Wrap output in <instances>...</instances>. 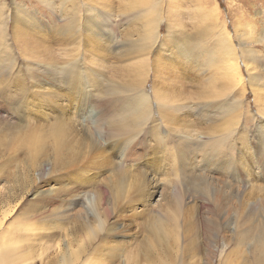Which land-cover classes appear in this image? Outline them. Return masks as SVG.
<instances>
[{
    "label": "bare ground",
    "instance_id": "6f19581e",
    "mask_svg": "<svg viewBox=\"0 0 264 264\" xmlns=\"http://www.w3.org/2000/svg\"><path fill=\"white\" fill-rule=\"evenodd\" d=\"M38 1L47 6L51 13L57 16L60 15L58 24L56 22L57 19L53 15L50 18L51 23L54 24L52 32L48 30L44 32L45 30L40 20L32 13L31 15L29 14L26 3L20 0H12L11 5H8L5 0H0V64H5L3 68L4 74H2L3 78L1 77L0 79L3 87L0 89V104L8 106L9 111L17 119V123L13 124L11 122H0V135L2 137L9 135L11 138L14 135L13 137L24 141L33 152L41 151L42 153L43 145L49 143L47 145H49L48 148H50L49 151L51 153L48 152L54 158L57 157V162L63 161V163H59L60 165L66 164L69 169L79 166L77 169L81 171L80 173L84 179H80L78 176L81 174L77 172L79 179L77 180L76 178L77 181L75 182L80 183L78 185L81 187V185L89 184L90 180H94L92 178L95 177L96 179V174L102 169L109 168L112 173L114 171L116 174H120L122 165L128 158V156L126 157V152L129 151L130 146L135 142L141 143L140 137L143 135L145 139L142 143L150 149L151 155H154L157 159L156 161L149 160L151 158L147 160L155 165V170L160 171L165 160H168L172 164L176 178L179 179L178 175H180V178L183 175L182 179L188 180L187 186L190 183L198 186V183L196 184L194 181L197 177H194L193 171L199 170L200 172V169L203 168L201 165L205 163L204 159L207 156H211V158L218 159L212 174H218V172L225 169L221 173L225 176L229 174L226 176V182L229 186L226 190L239 191L241 187L233 185L229 180L232 179V181H235L234 183L240 186L239 177L241 173H247L248 177L252 178L248 171L251 169L250 162L252 159L250 154L252 152L249 151L250 143L246 140L247 132L244 127L242 128V121L244 120L242 104L246 89V82L242 77L241 66H243L248 72L249 83L255 93V103L261 108L263 120L255 119L254 117L258 132L257 134L251 133V137L262 138L260 140L263 142L259 143L260 149L256 159H258L257 163L262 161L263 168L261 167L262 165H259V169L264 172V58L254 55L255 52L252 48L244 44L245 40L248 39V34L252 35V32L247 33L244 31L241 23L235 24L234 33H229L226 24L219 23L220 17L219 13H217L219 8L217 6L210 7L207 1L197 0L198 2L194 4L196 6V16L203 22H207V24H202L200 29L203 28V31L205 30L209 35L212 34L215 39L213 48L207 50L200 46V42L191 45V38L188 35L179 40L183 31V27L178 22L181 14L179 13L181 0H125L126 4L123 6L124 14L127 11H138L134 15L135 23L132 22L130 27L125 30H132L131 35L140 36L138 41H131L129 45L125 41V51H123L122 46L118 48L116 57H122L123 55L125 57L132 53L136 55V58H134L136 61L128 66L131 72L130 81L123 83V85L117 83L115 85L113 82H106L105 73L102 71L104 69L103 64L107 60L105 54L107 52L110 54V48L115 43V34L107 31L109 24L103 21L107 19L105 15H109L112 2L110 0ZM164 5L166 7L165 13L163 12ZM178 13L179 15L177 16ZM164 14L168 15L166 40L164 39L157 49L155 60L151 61L149 54L159 40L158 27L164 19ZM148 15H152V18H147ZM9 19H11L12 23L13 38L20 52V64H18L19 58L16 57L13 45L7 36ZM214 22L215 25L213 24ZM52 33H54L53 42L46 48L41 41L42 37H48ZM253 38L256 39V35ZM41 47L44 48L42 52L47 53L50 57L47 63L43 61L42 64V62L26 60V55H29L32 59L40 60L38 49ZM57 53L62 55V60L59 59ZM146 56L147 59H145ZM180 57H184L186 60H193L197 57L196 66L197 69L199 68L198 70L202 71L204 68L210 70L212 68L216 71L218 78L221 79L220 90L213 91L211 96L207 95L208 87L205 88L206 95H201L206 101L203 102L202 106V113L205 118L217 113V116L220 117L219 120L223 121L222 125L219 126V131L222 134L213 137L212 139L215 138L214 142H211L212 139L209 142L200 138L192 139L193 137L190 134L186 135L177 128L185 116L183 110H186V108L179 109L174 106L175 99L171 98L170 94L158 92L156 90V82L151 89L153 97L150 98L147 93L148 77L154 68L153 64L162 62L163 69H167L166 73H168L169 68H166V66L168 64L174 65ZM143 64L145 69H143ZM215 81V79L210 78L208 82L214 85ZM217 86H219L218 83ZM104 87H106L105 90ZM225 96L226 99L224 101L222 97ZM99 109L103 111L100 113ZM213 109H219V111L213 112ZM36 110H45L53 120L47 134H39L38 131L34 130L35 128L31 126L27 128V125L25 126V122L29 120V117ZM206 110L208 112L205 114ZM94 112L96 114L97 112L100 113V116L97 114L98 116L95 117L96 114L94 115ZM210 119L213 121L215 118ZM210 124L212 123H208L207 126ZM213 130H216V128ZM247 135L249 138L250 134ZM135 144L140 145L139 143ZM47 145H45V148ZM225 148L226 150L224 151L223 149ZM195 149L200 150L201 160L197 161L199 163L202 162V164L200 163L201 165L199 166L195 162V152H197ZM209 149L213 151L208 153ZM245 155H249L248 162H244ZM49 157H47V160ZM68 158H70V161ZM237 163H239V167H233L234 170L229 173L232 166ZM36 168L38 167L36 166ZM64 170L67 169L63 167L62 172ZM124 174L119 181H113L112 178H109L108 183H104L105 188L101 191L100 200L105 207L104 216L107 220L116 212V209H119L124 200H129V198H126V194L132 195L134 192L137 201H146L152 196V189L156 187V184L154 185L152 181L145 180L146 175L144 174V176L142 175L144 179L142 178L139 181L136 188L133 186L134 190L132 192L127 185L128 174ZM198 187L203 195L210 196L207 194L208 191L206 192L201 186ZM78 188L77 185H74L63 190V200H61L65 202V197L74 192L78 193ZM178 188L180 187L178 186ZM53 191L51 190L49 193L41 192L40 194L46 197L52 195ZM129 191L131 192L129 193ZM260 191L262 192L264 189ZM171 193L172 196L170 194L171 197L167 198L169 210L171 209L174 212L182 211L183 197L180 192L175 193L174 190ZM80 198L78 197L74 200L73 205H82L84 201L80 200ZM55 202H57V198L44 199L38 201L31 208L38 209L41 213L40 210L44 209L48 203L55 206ZM86 206L84 210L87 214H90L92 208L89 205ZM187 210L186 215L189 212V208ZM183 211L185 213V210ZM183 211L181 214L179 212L177 217L183 221L182 229L190 232L189 230L192 229L194 224L187 219L188 215H184ZM65 212L61 214L63 217L66 216ZM92 215L96 219L98 227L102 228L104 221L101 216ZM6 218H8V212H4L2 225L5 223ZM196 219L194 216L193 221H196ZM197 225H201V220L197 221ZM29 226L30 223L29 225L25 224L23 229L25 231L34 229L33 225L31 228ZM87 227L90 228L89 225ZM178 227H175V229L178 230ZM254 228L258 227H252V230ZM148 229L151 236L158 242L166 240L167 232L162 220L158 219L156 225ZM9 230L8 227H3L0 231V242L2 243L0 256H10L13 252H15V255L17 254V250H9L13 244L7 237ZM20 232H22L21 227ZM110 232L111 229L107 233L106 239L105 236L102 238L105 243L108 240L107 238H110ZM246 232L244 236L246 234L250 235V231H248L249 233ZM262 237H264V229L260 230L258 240ZM48 238L51 239L50 236ZM54 240L56 241L57 238ZM56 243L57 248L60 249L61 258L52 260V264H82L80 256H85L83 252L77 254L72 252L70 254V247L64 240L61 242L56 241ZM62 243L66 246V251H61L62 247L59 244ZM258 249L261 252L263 251L261 247ZM22 256L24 255L20 254L18 256L16 264L24 263ZM86 260L89 259L87 258Z\"/></svg>",
    "mask_w": 264,
    "mask_h": 264
},
{
    "label": "rangeland",
    "instance_id": "374dc122",
    "mask_svg": "<svg viewBox=\"0 0 264 264\" xmlns=\"http://www.w3.org/2000/svg\"><path fill=\"white\" fill-rule=\"evenodd\" d=\"M20 1L26 3V8L30 15L32 13L40 20L44 27V32H47V30L52 32L54 28V24L50 21L52 15L57 19V24L59 23L58 19L60 15L57 16L51 13L50 9L38 0ZM201 1H207L210 7L217 6L219 8L217 12L220 17L219 23L226 24L229 33H234L235 24L240 23L244 31L247 33L251 31L252 35L248 34L247 40L242 38L245 40L244 44L252 48L255 52L254 55L264 58V40H262L264 39V0ZM5 2L11 5L12 0H5ZM110 2H112L111 10H109V15H105L107 19L103 21L109 24L107 31L115 34V43L110 48V54L108 52L105 54L107 60L103 64L104 69L102 71L105 73L106 82L109 81L115 85L116 83L123 85V83H128L131 79L129 78L131 72L128 66L136 61L134 59L136 55L132 53H129V56L125 57L124 55L122 57H116L115 55L118 54L120 46H122L123 51L126 50L124 46L126 44L125 41L128 45L131 41H138L140 35H131L132 30H125L127 27H130L132 22L135 23L134 15L138 11H127L124 14L123 6L126 4L125 0H110ZM181 2L179 9V13L181 14L178 22L183 27V31L179 40L188 35L191 38V45L200 42L202 48H206L207 50L212 49L213 41L215 40L213 35H209L205 30L203 31V28L200 29V26L207 24V22H203L196 16V6L194 4L198 1L181 0ZM165 11L166 7L164 5L163 12L165 13ZM167 16L164 14V19L159 24V40L149 54L151 61L155 60L157 49L163 40H166ZM147 18L151 19L152 15H148ZM213 24L215 25V22ZM254 35H256L257 43L256 39L253 38ZM7 36L13 45L16 57L19 58L18 64H20V52L13 38L11 19H9ZM52 37H54V33L48 37H44L45 39L42 37L41 41L44 47H49L53 42ZM184 40L186 39L184 38ZM234 42L237 44L236 41ZM238 46L241 48L240 45ZM42 50H44L42 47L38 49L40 60L32 59L29 55L25 56L26 60L42 62V64L43 61L47 63L50 57L47 53H43ZM57 55L62 60V55L58 53ZM145 59H147V56ZM196 62L197 57L193 60H186L184 57H180L174 65L168 64L166 66V68H169L168 73H166L167 69H163L162 62L159 64L154 63V68L148 77L146 89L150 98H152L151 89L156 82L155 85L158 92L170 94L171 98L175 99L174 106H177L179 109L186 108V110H183L185 116L177 128L186 135L190 134L193 137L192 139L200 138L203 141L209 142L213 137L222 134L219 131V126L222 125L223 121L219 120L220 117L217 116V113L205 118L202 113L205 99L201 95H206L205 88L208 87L209 91L207 95L212 96L213 91L220 90L221 79L218 78L217 73H215L216 71L212 68L210 70L207 68H201L202 71L198 70ZM4 65L0 64V79L1 77L3 78ZM241 67L242 77L246 82L244 102L242 104V116L244 119L242 121V128L244 127V130L247 132L246 140L247 142L249 141V151L252 152L250 154L248 151L252 159V161L250 160L251 162L249 161L251 169L248 171L252 175V178H249L247 173H241L239 177L240 186L229 178V182L241 187L239 191L226 190L229 187L226 182V176L229 174L225 176L221 173L225 169L218 172V174H212L213 168H215L214 165H216L218 159L207 156L204 159V164L200 162L201 165L198 162L201 160L199 148L195 149L198 152H195V162H197L198 166H203V168L200 169V172L196 170L192 173L194 177H197V179H194L195 183H198V186H201L206 192L208 191L207 194L210 196L203 195L198 186L191 185V183L187 186L188 180L182 179L183 175H181V178L178 175L179 179L176 178V174H174L171 166L172 164L168 160H165L160 171L155 170V165L149 163L147 160L151 158L149 160L156 161L157 159L154 155H151L150 149L142 143L145 139L143 135L140 137L141 143L135 142L140 145L134 143L130 146L129 151L126 152V157L128 156V158L125 160L126 162L124 161L120 174H116L114 171L112 173L109 168L102 169L96 174V179L95 177L92 178L94 180H90L89 184L81 185V187L78 185L80 183L75 182L79 178L84 179L80 173L81 171L77 169L79 166L69 169L66 164L60 165L63 161L57 162V157L54 158L49 154L50 148L47 145L49 143L43 145L42 153L41 151L33 152L24 141L13 137L14 135L11 134V138L9 135L3 137L0 135V224L2 223L4 212H8V218L5 219L3 225L1 224L0 231L3 227L10 229L7 237L13 244L9 250H17V256L14 254L15 252L10 254V256H0V264H16L20 254L24 255L22 256L24 259L23 264H52V260L61 258L60 249L57 248L56 241L61 242L62 240L69 245L70 254L72 252L74 254L79 252L85 254V256H80L82 264H264V237L258 240L260 230L264 229V191H260L264 189V172H261L262 170L259 169V165L263 164L262 161L257 163L258 159H256L260 149L259 143L263 141L261 142L260 140L262 138L251 137V133L257 134L258 132L255 119H263L261 117V108L255 103V93L249 83L248 72L245 67ZM37 68L40 69L41 67ZM143 69H145V66ZM210 78L216 80L214 85L208 82ZM217 83L219 86H217ZM181 87L182 89H180ZM1 88L3 87L0 83ZM105 89L106 87H104ZM222 99L225 101L226 96L222 97ZM99 110L100 113L103 111L102 109ZM218 111L219 109H213V112ZM207 112L208 110H206L205 114ZM100 113L97 112L99 116ZM93 114L95 115L96 113L94 112ZM97 114L95 117L98 116ZM210 118H215L213 119L214 122ZM1 121L11 122L12 124L17 123V119L9 111V107L2 104H0ZM51 123H53V120L45 110H36L29 117V120L25 122V126L27 125V128H30V126L35 128L34 130L38 131L39 134H47ZM208 123L212 124L207 126ZM215 128L216 130H213ZM247 134H250L249 138ZM214 141L215 138L211 142ZM45 145H47L46 148ZM223 150L225 151L226 148ZM212 151L209 149L208 153ZM48 156L50 157L47 160ZM248 156H244V162H248ZM68 160L70 161V158ZM237 164L232 166L229 173L234 168L239 167V163ZM63 167L67 169L64 172H62ZM261 167L263 168V165ZM140 172L141 174H139ZM124 173L128 174L127 185L132 192L138 186L139 181L142 178L144 179L142 177L144 174L146 175L145 180L152 181L154 185L156 184V187L152 189V196L146 201H137L134 192L132 195L126 194V198H129V200H124V204L122 203L124 206L121 204L119 209H116V212L107 220L104 216L105 207L100 200L102 196L101 191L105 188L104 183L107 184L109 178H112L113 181H119L125 175ZM74 185H77V188L79 187L78 193L74 192L65 197L66 201L63 202V190ZM172 186H174L175 193L180 192L183 197L184 204L182 202V211L185 210V213L183 211L184 215H186V210L189 208V212H187L188 216H186L194 224L192 229L189 230L190 232L182 229L183 221L177 217L182 211L174 212L168 208L167 198L170 194L172 196V191L174 192L173 189L171 191ZM51 190H54L52 195L45 197V195L40 194L41 192L49 193ZM78 197H81L80 200L84 201V203L75 206L73 202ZM53 198H57L56 205L52 206L48 203L44 209L40 210L41 213L38 209L31 208L38 201ZM86 205H89L93 209H91L90 214H87L84 210L87 207ZM36 211L38 212L36 213ZM63 212L66 214L64 217L61 215ZM174 213L176 214L174 215ZM34 214L35 216L33 217ZM92 214L101 216V219L104 221L102 228L98 227V223ZM193 215L197 218L196 221H193ZM158 219L162 220L167 232V238L163 242L155 240L148 229L154 227ZM198 220H201V225H197ZM29 223V228L33 225L34 229L25 231L23 226L25 224L29 225ZM88 225L90 228L87 227ZM20 227L22 232H20ZM175 227H178V230ZM252 227L258 228L252 230ZM110 229V238H107L108 240L105 243L102 238L105 236L106 239ZM248 231H250V235L246 234L244 236L245 232L249 233ZM49 236L51 239L48 238ZM55 238H57L56 241L54 240ZM1 245L2 243L0 242V248ZM59 245L62 247L61 251H66L67 248L63 243ZM260 247L263 248L262 252L258 249ZM87 258L89 260H86Z\"/></svg>",
    "mask_w": 264,
    "mask_h": 264
}]
</instances>
